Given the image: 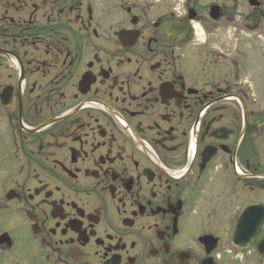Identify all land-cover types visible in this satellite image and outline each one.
I'll return each mask as SVG.
<instances>
[{
  "label": "flooded vegetation",
  "instance_id": "flooded-vegetation-1",
  "mask_svg": "<svg viewBox=\"0 0 264 264\" xmlns=\"http://www.w3.org/2000/svg\"><path fill=\"white\" fill-rule=\"evenodd\" d=\"M262 240L264 0H0V264Z\"/></svg>",
  "mask_w": 264,
  "mask_h": 264
},
{
  "label": "water",
  "instance_id": "water-1",
  "mask_svg": "<svg viewBox=\"0 0 264 264\" xmlns=\"http://www.w3.org/2000/svg\"><path fill=\"white\" fill-rule=\"evenodd\" d=\"M247 210L244 211V213L241 215L240 220H239V224L241 223H245L247 221ZM260 232H262V230H258L255 234L258 235ZM249 233L252 235L253 231H249ZM250 235L246 233V231H243L242 229H238L235 232V240H234V246L239 248V249H248L251 247V245L249 244H241L242 241H245L247 238H249ZM257 252L260 255H264V240H262L260 242V244L257 246Z\"/></svg>",
  "mask_w": 264,
  "mask_h": 264
},
{
  "label": "rangeland",
  "instance_id": "rangeland-1",
  "mask_svg": "<svg viewBox=\"0 0 264 264\" xmlns=\"http://www.w3.org/2000/svg\"><path fill=\"white\" fill-rule=\"evenodd\" d=\"M161 6H163V4H160V6H159V7H161Z\"/></svg>",
  "mask_w": 264,
  "mask_h": 264
}]
</instances>
